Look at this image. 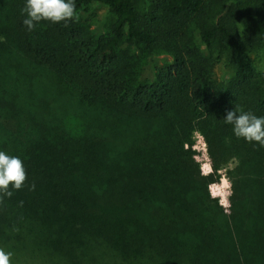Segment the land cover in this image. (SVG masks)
Returning a JSON list of instances; mask_svg holds the SVG:
<instances>
[{
    "label": "trees",
    "instance_id": "16d2710c",
    "mask_svg": "<svg viewBox=\"0 0 264 264\" xmlns=\"http://www.w3.org/2000/svg\"><path fill=\"white\" fill-rule=\"evenodd\" d=\"M24 2L0 0V151L27 172L0 203L12 264H264V147L223 119L264 116V0H75L33 31ZM233 161L226 211L208 186Z\"/></svg>",
    "mask_w": 264,
    "mask_h": 264
},
{
    "label": "clouds",
    "instance_id": "9594fccd",
    "mask_svg": "<svg viewBox=\"0 0 264 264\" xmlns=\"http://www.w3.org/2000/svg\"><path fill=\"white\" fill-rule=\"evenodd\" d=\"M21 13L24 16L22 24L27 31L35 30L44 21L52 24L65 22L67 26V22L77 16L75 0H25ZM257 70L264 71V66H259ZM223 119L226 124L232 125L236 138L264 147V116L233 108L226 111ZM26 180L23 161L18 156L0 151V203H3L5 197L13 195L12 190L22 189ZM34 189L35 183L29 185V190ZM12 256L11 251L0 248V264H12Z\"/></svg>",
    "mask_w": 264,
    "mask_h": 264
},
{
    "label": "rangeland",
    "instance_id": "374dc122",
    "mask_svg": "<svg viewBox=\"0 0 264 264\" xmlns=\"http://www.w3.org/2000/svg\"><path fill=\"white\" fill-rule=\"evenodd\" d=\"M92 9L96 12V19L99 22V29L106 30L109 27L114 16L108 7L101 4H94ZM193 149L195 151V158L200 165L203 174L211 172L210 160L207 154V147L203 136L199 132H195L193 136ZM234 165V161L220 169L219 179L217 182L209 184V192L212 197L216 198L226 211L230 206L229 197L231 195V182L228 179L227 171Z\"/></svg>",
    "mask_w": 264,
    "mask_h": 264
}]
</instances>
